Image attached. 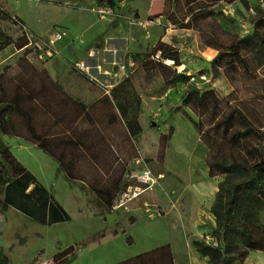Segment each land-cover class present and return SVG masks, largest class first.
<instances>
[{"label":"rangeland","instance_id":"1","mask_svg":"<svg viewBox=\"0 0 264 264\" xmlns=\"http://www.w3.org/2000/svg\"><path fill=\"white\" fill-rule=\"evenodd\" d=\"M0 2L25 19L0 16L13 39L0 50V86L25 87L31 123L61 168L26 119L15 121L25 135L4 138L71 215L43 224L0 209V264H54L70 245L64 264H112L166 242L177 264H209L192 239L216 242L211 206L225 174L211 175L208 159H254L243 146L259 137L237 143L227 132L237 110L264 128V62L228 48L264 17V0H117L106 16L97 0ZM160 40L180 64L156 50ZM178 71L190 79L175 80ZM193 86L212 90L208 107L182 104ZM234 264H264V251Z\"/></svg>","mask_w":264,"mask_h":264},{"label":"trees","instance_id":"2","mask_svg":"<svg viewBox=\"0 0 264 264\" xmlns=\"http://www.w3.org/2000/svg\"><path fill=\"white\" fill-rule=\"evenodd\" d=\"M97 1L100 5H109L114 9L117 6V0ZM0 16L25 24L22 16L14 14L1 3ZM12 40L0 25V50ZM167 45L160 40L156 50H161L163 56L170 60L173 58L176 64H180L179 51H167ZM228 48L234 51L237 61L247 62L248 55L251 54L259 64L264 62V17L256 20L251 33L238 37ZM220 55L221 50L213 60ZM216 70H219L217 66ZM81 73L92 80L84 70H81ZM190 77L185 71H178L174 79L187 81ZM50 81L55 83L52 78ZM211 92L212 90L201 91L199 87L193 86L186 91L182 104L206 108L209 106L208 96ZM80 104L86 105L84 102ZM120 104L118 103V106ZM30 109L26 104L23 85L18 84L11 92L6 86H0V209L11 205L37 222L51 224L69 219V211L49 187L18 158L4 138V134L25 135L23 129L15 125V121L20 117L26 119L30 139L54 156L58 161V168H61L62 160L47 146L45 138L31 123ZM233 119L238 120L243 128L229 131L235 125ZM227 132L234 142L239 143L244 138L257 135L259 143L243 146L246 153L255 156L254 159H250L247 154L235 157L211 155L208 159L211 175L225 174V178L219 182L211 206L216 220L212 228L216 242L201 238L192 239L197 251L203 256H208L209 264H234L236 260H243L249 249L264 251V222L261 220V210L264 208V128L255 127L245 113L237 110L236 114L233 113L229 117ZM96 190L98 193H108L110 201H113L114 195L109 190ZM72 251L73 245H70L56 253L54 264H64ZM112 264H175V260L171 244L166 242Z\"/></svg>","mask_w":264,"mask_h":264},{"label":"built area","instance_id":"3","mask_svg":"<svg viewBox=\"0 0 264 264\" xmlns=\"http://www.w3.org/2000/svg\"><path fill=\"white\" fill-rule=\"evenodd\" d=\"M99 11L101 13V16H106L107 14L112 13L114 11V8L111 7V6H109V5H101V6H99ZM58 35L60 36L61 33L58 32ZM142 179L147 180L148 178L147 177H144Z\"/></svg>","mask_w":264,"mask_h":264},{"label":"crops","instance_id":"4","mask_svg":"<svg viewBox=\"0 0 264 264\" xmlns=\"http://www.w3.org/2000/svg\"><path fill=\"white\" fill-rule=\"evenodd\" d=\"M1 1V0H0ZM1 3V2H0ZM5 4V3H4ZM5 7H6V5H4ZM8 6V5H7ZM20 15V14H19ZM21 16V15H20ZM5 135V134H4ZM16 136V135H15ZM17 137H20V136H17ZM172 247V246H171ZM172 251H173V253H174V260H175V264H177V257H176V254H175V250H174V248L172 247ZM194 257V256H193ZM190 264H193V263H200V261L199 262H197L196 261V259L194 260L193 258H192V256L190 257ZM206 259H208V256H204V258H203V261H206ZM202 263V262H201Z\"/></svg>","mask_w":264,"mask_h":264},{"label":"bare ground","instance_id":"5","mask_svg":"<svg viewBox=\"0 0 264 264\" xmlns=\"http://www.w3.org/2000/svg\"><path fill=\"white\" fill-rule=\"evenodd\" d=\"M170 60V59H169ZM173 62V61H172Z\"/></svg>","mask_w":264,"mask_h":264}]
</instances>
